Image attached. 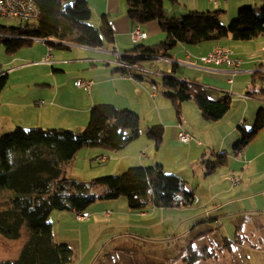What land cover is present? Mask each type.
Instances as JSON below:
<instances>
[{"label": "crops", "instance_id": "0c3cea01", "mask_svg": "<svg viewBox=\"0 0 264 264\" xmlns=\"http://www.w3.org/2000/svg\"><path fill=\"white\" fill-rule=\"evenodd\" d=\"M87 1L92 11L91 25L100 28L103 20L108 19L115 37L114 44L94 48L63 47L56 42L51 45L47 41L33 40L14 54L0 44V69L8 75V85L0 92V137L18 127L25 130L63 129L79 134L88 126L91 110L101 104L131 110L145 120L150 118L152 122L141 131L140 138L119 153L100 147L81 150L65 165V178L84 181V176H76L75 172L81 168L93 170L91 163H96L101 156H107L109 161L113 158V161L104 173L98 175H121L130 168L161 164L165 172L183 177L190 189L195 183L199 189L207 182H214L218 174H222V186L209 195V203L216 202L217 205L207 214L215 215L212 225L216 227L222 226V217L236 219L235 231L238 227L239 234L229 250L222 252V259L233 261L227 264H251L249 256L264 251V129L241 153L233 152L230 156L228 152L234 151L240 138L239 127L246 126V123L253 127L259 112L264 113V94H253L259 92L260 86H251L253 76L264 74V37L243 45L231 39L198 46L179 44L170 51V56L147 61L145 68L151 74L150 82L144 85L143 81L138 86L116 70L118 58L135 47L127 0ZM184 3L185 6L178 10L165 0L168 16L177 18L180 13L218 10L227 14L247 5L259 7L264 0H220L217 6L208 0H184ZM140 28L148 38L139 44L155 46L165 40L157 23ZM257 47H261L262 54L256 51ZM216 49L233 51L241 61L237 72L233 73L225 65L200 63L201 57ZM163 74H173L181 80L203 85L209 89L213 100L230 96L229 112L219 122L210 123L204 120L201 109L194 102L183 103L177 109L174 102L162 100L159 92L153 98L152 83L161 79ZM79 80H90L94 85L90 91L79 89L76 87ZM43 101L45 104L41 105ZM153 126L162 127L163 138L159 144L146 135ZM181 132L188 133L192 141L181 143L178 139ZM166 149L181 152L183 161L165 160L162 156L166 155ZM217 153H228V164L224 171L221 168L206 175L202 161ZM185 177L196 182L191 183ZM235 178L239 180L236 185L233 183ZM175 210L149 208L146 212L134 213L124 198L97 202L87 211L90 214L88 220L78 223L73 217L74 212H70L60 219L59 232L52 224L54 240L72 248L71 264L111 263L112 257L119 254L128 258L127 253L132 251L134 242L148 245L175 238L181 240L180 236L169 240L146 236L160 230L163 232L166 217L179 214ZM107 212H110L108 217L105 216ZM8 242L11 241L0 236V245L13 253L6 258L16 259L20 246L13 250L14 244ZM144 261L151 263V258Z\"/></svg>", "mask_w": 264, "mask_h": 264}, {"label": "trees", "instance_id": "16d2710c", "mask_svg": "<svg viewBox=\"0 0 264 264\" xmlns=\"http://www.w3.org/2000/svg\"><path fill=\"white\" fill-rule=\"evenodd\" d=\"M175 5L177 0H168ZM209 2V1H208ZM40 17L35 23L20 27H2L1 38L8 52L14 54L29 46L33 40L58 43V46L102 47L115 43L108 19L100 28L91 25L92 11L87 0H37ZM128 17L135 28L157 23L165 40L155 46L137 44L121 55L116 70L128 73L144 81L149 79L147 61L170 56V51L179 44L198 46L208 42L231 39L249 42L264 37V5H252L239 9L237 18L223 26L220 10L191 12L183 18L168 16L165 0H127ZM255 8V9H254ZM133 29V30H134ZM151 59V60H149ZM164 93L180 109L183 103L194 102L202 111L205 121L219 122L231 108L230 96L213 100L209 89L198 83L181 80L173 74L160 76ZM158 91V83H152ZM8 85V75L0 69V92ZM264 94V74L252 77L251 86ZM251 95V93H249ZM264 129V113L260 111L253 129L245 125L238 129L240 139L234 154L241 153ZM141 136L140 118L128 109H119L111 104L95 106L90 113L88 126L82 133L63 129L16 128L0 137V236L8 241H26L17 260H4L0 264H71L73 250L65 243H56L53 226L49 222L53 212H87L99 201L126 199L134 213L146 212L149 208L171 210L191 206L196 191L188 188L187 182L168 175L161 164L150 167H134L118 176L96 179L83 183L65 178L64 167L84 149L100 147L119 153ZM147 136L156 144L162 142V127H152ZM228 164V153L205 157L202 165L206 175L215 173ZM13 194H11V193ZM213 220H203L201 227H213ZM197 226L190 232L189 244L175 258H184L186 264L201 260L199 250L208 251V258H217L220 252L228 251L232 242L223 237L220 244L195 246L210 231L197 234ZM239 234L237 227L236 238ZM186 253V255H184ZM183 256V257H182ZM173 259V262L175 260Z\"/></svg>", "mask_w": 264, "mask_h": 264}, {"label": "rangeland", "instance_id": "374dc122", "mask_svg": "<svg viewBox=\"0 0 264 264\" xmlns=\"http://www.w3.org/2000/svg\"><path fill=\"white\" fill-rule=\"evenodd\" d=\"M263 5L259 7H255V8H259L257 9V11H259L261 10L260 7H262ZM182 6H185L184 0H182L181 2L178 1L177 3H175V8L178 10H180V7ZM238 11H239V8L236 11L235 10L233 11L232 9L227 14L222 13L221 20L223 22V26H228L232 21H234L237 18ZM174 14H179V12L174 13ZM184 16L185 15H182L180 13L179 17L177 18L180 19V18H183ZM169 17L173 18V16H169ZM22 24H24V22L19 19L0 16V26L2 27L17 28V27H20ZM237 43H239V45H243L245 42H237ZM239 47L241 48V46ZM256 51L262 54L261 47H257ZM231 52H232L233 58L238 59L237 57H235V54L233 53V51ZM149 82H150L149 79H145L144 85L149 84ZM156 82L158 83L157 85L158 92L163 98L162 100H166L168 101V103L172 104L171 100L167 96L164 95V93H166L168 90H166V88H164L163 86L159 85L160 79H157ZM151 122L152 121L150 118L146 120L142 118L140 120V130L143 132V129L145 128V126L150 124ZM246 126L249 127L248 130L253 129V127L249 126L248 123H246ZM147 134L148 132H146V135ZM228 153L230 156H232L233 150L229 151ZM162 157L169 162H182L184 155L179 151L166 149V155ZM109 160L108 162H106L107 164L106 163L97 164L93 162L91 163V167L93 170L81 168L75 172V175L76 176L83 175L84 181H80L83 183H91L96 179L104 178L106 176L107 177L118 176V175H113V174L104 175V176L98 175L106 171V167H108V165L113 161V158L111 161ZM224 170H225L224 168L221 169V171H224ZM168 175L177 176V177L180 176L178 173H170V174L168 173ZM218 175L219 176H217L214 182H211V183L207 182L203 184L202 186H200L199 189H198L197 183H195L194 186H192V189H195L196 191V199L194 203L191 206L184 207L179 210L176 209L175 211H179L178 212L179 214L166 217L165 219L166 227L164 228L163 232L162 230H160L157 232H153L151 235L146 234V236H149L151 238H154V239L157 238V239H163V240H165V238L169 240V239H172L174 236H180L182 238L181 240H178L175 238L167 242L151 243L148 245H142L143 242H139V241L134 242L131 245L132 251L130 253H127L128 258L123 254H119L116 257H112L113 260H110L111 263H109V261H104V262H99L98 264H112V262L113 264H186V261L184 260V258H179V259L177 258L176 261L174 262H173V259L183 247L185 248L189 244V241L191 239L189 235H190V232L193 230L192 228H195V226L198 227L197 230L194 231L197 234H199V232L201 231H210V233L207 236H204L197 243H195V246H198L199 248L200 247L204 248L205 245H209V244H220L223 237L229 238L231 241H234L236 239V231H235L236 219H234L233 217L232 218L222 217V221H221L222 226L221 225L217 226L216 228L218 229L216 230H212L213 227H201L202 225L199 224L203 220H206V219L213 220L215 218V215L213 214L209 215L207 214V211L210 212L212 209H214L215 205H217L216 202L209 203L210 202L209 195L215 192L218 188L222 186L220 184L222 180V174H218ZM179 178L183 179V177H179ZM185 178H187V180H189V182L191 183L196 182L190 177H185ZM99 202H104V201H99ZM65 215H67V212L56 211L53 213V216L50 217L49 222L54 225V228L57 232H59V228H60V225H59L60 219L63 217H66ZM73 217L75 219V216ZM69 219H73L72 216H69ZM78 223H81V222H78ZM22 241H24V243L26 241L24 236L18 241H12L8 243L14 244L13 250H16L20 246L19 250L21 249L22 251V248L24 245ZM135 245H139V246L135 247ZM0 247L2 248L0 251V261L11 260V259L6 258V256L11 255L13 253H11L8 248H5L2 245H0ZM21 251H20V254H21ZM199 254L201 255L202 258L200 262H198L197 264H227L232 261L231 259H228L225 257L222 259V252H220V254L217 255L216 259L208 258V251H202L200 249ZM184 255H186V253ZM19 256L13 260H17ZM149 257L151 258V263L145 262L144 259L149 258ZM249 261L251 264H264V251L263 253H259L257 256H252V257L249 256Z\"/></svg>", "mask_w": 264, "mask_h": 264}, {"label": "built area", "instance_id": "2783aa9c", "mask_svg": "<svg viewBox=\"0 0 264 264\" xmlns=\"http://www.w3.org/2000/svg\"><path fill=\"white\" fill-rule=\"evenodd\" d=\"M209 3L217 6L220 0H208ZM228 1V0H221ZM0 16L15 18L23 21L24 23H35L40 17V10L37 5V0H0ZM9 36L3 33H0L1 38H8ZM131 38L135 45L145 41L148 38V35L142 31L140 27L135 28L131 31ZM48 62V59H46ZM200 63L203 65H214V66H228L235 73L240 67L241 61L233 58L231 50L228 49H216L207 55L199 59ZM118 67L130 69L129 66L124 64H117ZM123 78L128 79L134 82L136 85L141 86L142 82L140 79L135 78L133 75L128 73H122ZM94 82L90 80H79L76 82V87L86 91H90L93 87ZM156 87H152L151 96L154 98L157 94ZM44 101L41 102V105H44ZM178 139L183 144H188L192 141V137L186 133L181 132L178 135ZM109 158L107 156H101L96 160L97 164H104L108 162ZM233 183L236 185L239 183L238 179H233ZM75 219L77 222H83L90 218V214L87 212L78 213L74 212ZM105 216H110V212H107Z\"/></svg>", "mask_w": 264, "mask_h": 264}, {"label": "water", "instance_id": "95a60500", "mask_svg": "<svg viewBox=\"0 0 264 264\" xmlns=\"http://www.w3.org/2000/svg\"><path fill=\"white\" fill-rule=\"evenodd\" d=\"M149 60H151V59H149Z\"/></svg>", "mask_w": 264, "mask_h": 264}]
</instances>
